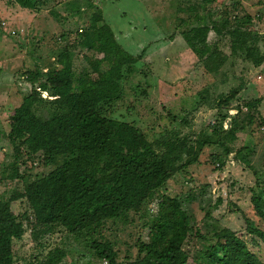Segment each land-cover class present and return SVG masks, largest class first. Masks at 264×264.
Here are the masks:
<instances>
[{"label": "trees", "instance_id": "1", "mask_svg": "<svg viewBox=\"0 0 264 264\" xmlns=\"http://www.w3.org/2000/svg\"><path fill=\"white\" fill-rule=\"evenodd\" d=\"M14 1L20 8L37 13L47 2ZM215 2L201 0L198 9ZM236 4L233 9L238 7ZM85 8L94 11L90 24L79 33L76 44L60 53L54 69L44 72L37 67L23 77L28 90L24 89L27 91L23 92L22 103L10 117V132L6 135L15 157L8 179L25 182L20 171L28 161L39 159L44 166H54L58 158L69 159L24 183L22 191L14 190L9 196L0 193V264H65L67 252L58 245L24 263L14 251L15 244L29 231L32 239L44 247L46 242L42 241L59 230L77 240L84 238L97 260L123 264L118 262L115 245L104 240L100 231L111 221L126 224L131 213H149L148 205L158 198V211L147 225L149 238L138 240V256L131 264H264L234 231L219 228L210 236L203 235L183 209L179 196L159 194L175 176L198 164L209 145L224 149L223 155L210 157L217 171L223 170L233 153L235 160L250 165L255 147L240 142V134L257 124V119L264 127V119L256 118L260 101L245 103L247 112L238 106L234 115H228L223 112L233 110L229 108L239 90L219 97L216 108L223 114L210 125L215 141L204 135L194 139V135L181 131L151 140L134 123L113 118L116 106L123 101L127 76L134 73L145 52L134 56L124 50L102 10L91 0L66 2L72 16H79ZM224 14H211L209 22L183 33L198 63L208 74L218 73L236 58L262 66L264 53L253 45L258 38L254 18L233 16L227 11ZM52 15L56 20L60 18L57 12ZM257 18L260 22L261 16ZM211 32L218 40L214 45L208 43ZM78 46L85 51L88 64L80 74L71 59V50ZM225 48L230 52H223ZM228 120L229 128L225 129L224 121ZM180 125L191 127L188 118ZM257 176L256 187L262 192L253 191L251 202L259 222L254 227L251 220L245 221L247 232L264 244V171ZM19 202L28 206L21 215L16 213ZM193 241H203L201 248L187 249Z\"/></svg>", "mask_w": 264, "mask_h": 264}, {"label": "rangeland", "instance_id": "2", "mask_svg": "<svg viewBox=\"0 0 264 264\" xmlns=\"http://www.w3.org/2000/svg\"><path fill=\"white\" fill-rule=\"evenodd\" d=\"M69 1L73 0H47L42 12L37 13L20 8L14 0H0V193L6 192V196L14 190L22 191L24 183L42 177L69 159L66 156L58 158L53 162L54 166H44L39 159L28 161L27 167L20 171L25 182L8 179L15 157L14 147L6 135L10 132V117L22 103L23 92L28 90L25 88L28 85L23 82L24 74L37 67L44 72L54 69L60 53L76 44L79 33L90 24L94 11L85 8L79 16H72L66 9ZM91 1L102 10L106 23L124 50L134 56L145 52L137 69L127 76L124 98L116 106L113 118L134 123L151 140L181 131L182 134L194 135V139L204 135L215 141L210 125L219 121L223 113L234 115L231 111L219 112L216 102L219 97L227 96L238 88L239 93L229 109L243 106L247 112L244 104L259 100L256 118L264 119V64L255 67L244 58H236L218 73L208 74L189 50L183 36L193 26L209 22L211 14L221 17L227 11L242 18L250 16L254 18L253 29L258 36L253 45L259 47L263 54L264 0H216L205 10L198 9L201 0ZM234 4L238 6L235 9ZM193 8L196 12L190 10ZM54 12L59 14V19L53 17ZM258 16H261L260 22ZM63 35L66 40H61ZM216 40V35L211 32L208 43L214 45ZM84 52L79 46L71 50V59L78 74L88 68ZM223 52L230 51L225 48ZM185 118L191 127L180 125ZM228 122L224 121L225 129L229 128ZM258 123L251 128L246 127V132L240 134V142L255 147L250 165L233 161V153L228 158L232 163L217 171L210 157L223 155L224 149L209 145L198 164L175 176L159 194L179 196L183 209L203 235L210 236L219 228H228L264 262V244L247 232L245 221L248 218L254 227L259 222L251 202L253 191L262 192L257 189L256 181L257 173L264 171V127ZM219 200L221 204H218ZM158 201L159 198L148 205L149 213H131L126 224L111 221L100 231L104 240L115 245L119 263L136 261L138 240H148L150 227L147 225L158 211ZM26 211L27 204L19 202L16 213L21 215ZM42 242H46L44 247L32 239L29 231L15 244L16 257L24 263L58 245L67 252L65 264H109L107 260L94 258L84 238L77 240L62 230ZM202 242L193 241L187 249L198 250Z\"/></svg>", "mask_w": 264, "mask_h": 264}, {"label": "built area", "instance_id": "3", "mask_svg": "<svg viewBox=\"0 0 264 264\" xmlns=\"http://www.w3.org/2000/svg\"><path fill=\"white\" fill-rule=\"evenodd\" d=\"M236 112H237L236 110H232V111H231V113H234V114H235ZM231 156H232V155H231ZM233 161H236V160L234 159ZM226 163H227L226 166H229L230 163H232V161L227 160ZM218 166H219V165H218Z\"/></svg>", "mask_w": 264, "mask_h": 264}, {"label": "crops", "instance_id": "4", "mask_svg": "<svg viewBox=\"0 0 264 264\" xmlns=\"http://www.w3.org/2000/svg\"><path fill=\"white\" fill-rule=\"evenodd\" d=\"M205 10V9H204ZM198 12H199V10H198ZM35 13V12H34ZM41 13V12H40ZM35 16V15H34ZM59 19V18H58Z\"/></svg>", "mask_w": 264, "mask_h": 264}]
</instances>
